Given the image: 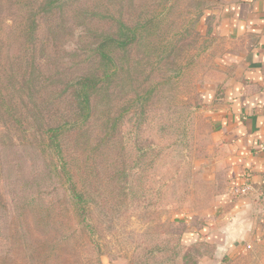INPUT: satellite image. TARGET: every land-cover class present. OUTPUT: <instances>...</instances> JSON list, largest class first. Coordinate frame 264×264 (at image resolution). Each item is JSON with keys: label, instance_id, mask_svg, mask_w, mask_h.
<instances>
[{"label": "rangeland", "instance_id": "1", "mask_svg": "<svg viewBox=\"0 0 264 264\" xmlns=\"http://www.w3.org/2000/svg\"><path fill=\"white\" fill-rule=\"evenodd\" d=\"M206 8L0 0V264H264V246L208 238L222 150L203 110L219 71ZM87 74L101 79L82 123ZM66 118L58 151L46 129Z\"/></svg>", "mask_w": 264, "mask_h": 264}, {"label": "crops", "instance_id": "2", "mask_svg": "<svg viewBox=\"0 0 264 264\" xmlns=\"http://www.w3.org/2000/svg\"><path fill=\"white\" fill-rule=\"evenodd\" d=\"M202 2L219 69L203 110L222 150L210 166L208 238L232 255L264 246V0Z\"/></svg>", "mask_w": 264, "mask_h": 264}, {"label": "trees", "instance_id": "3", "mask_svg": "<svg viewBox=\"0 0 264 264\" xmlns=\"http://www.w3.org/2000/svg\"><path fill=\"white\" fill-rule=\"evenodd\" d=\"M41 6L42 9L45 8V4ZM127 41L130 42V39H128ZM100 79L101 78H98V76L95 74H87L80 81L77 82L79 87L73 86L72 100L76 105V109L79 111L77 115L81 117L82 123H85L91 117L92 96L99 85ZM71 119L74 120L73 116ZM71 119L66 118L63 123L49 125L46 129V133L50 143L56 146L58 151L62 150L61 140L66 130L64 129V126L65 124L71 123ZM78 122L79 120H77L75 124ZM74 191H76V188H74ZM75 193L77 194V192Z\"/></svg>", "mask_w": 264, "mask_h": 264}]
</instances>
